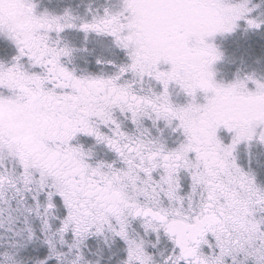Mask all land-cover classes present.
<instances>
[{
  "label": "snow or ice",
  "instance_id": "snow-or-ice-1",
  "mask_svg": "<svg viewBox=\"0 0 264 264\" xmlns=\"http://www.w3.org/2000/svg\"><path fill=\"white\" fill-rule=\"evenodd\" d=\"M0 264H264V0H0Z\"/></svg>",
  "mask_w": 264,
  "mask_h": 264
}]
</instances>
